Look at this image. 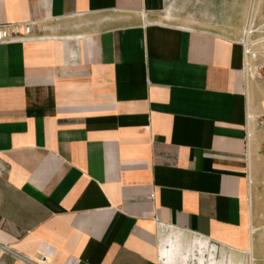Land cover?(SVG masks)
Wrapping results in <instances>:
<instances>
[{"label": "crops", "instance_id": "crops-1", "mask_svg": "<svg viewBox=\"0 0 264 264\" xmlns=\"http://www.w3.org/2000/svg\"><path fill=\"white\" fill-rule=\"evenodd\" d=\"M261 1L0 0V264H264Z\"/></svg>", "mask_w": 264, "mask_h": 264}, {"label": "rangeland", "instance_id": "rangeland-1", "mask_svg": "<svg viewBox=\"0 0 264 264\" xmlns=\"http://www.w3.org/2000/svg\"><path fill=\"white\" fill-rule=\"evenodd\" d=\"M262 6L258 12L252 15L253 24L250 25L249 36L250 51L248 69L251 71L254 78V91L259 100V103L264 105V0L261 1ZM252 30H254L252 32ZM254 122L258 130L264 132V111L256 114ZM257 159L259 191L264 201V143L259 149ZM264 231V224L262 226ZM264 243V240H263Z\"/></svg>", "mask_w": 264, "mask_h": 264}, {"label": "built area", "instance_id": "built-area-1", "mask_svg": "<svg viewBox=\"0 0 264 264\" xmlns=\"http://www.w3.org/2000/svg\"><path fill=\"white\" fill-rule=\"evenodd\" d=\"M4 26H0V42L4 41L5 40V36L4 33H2V29H3ZM264 111V110H263ZM22 258L28 262L29 264H40V263H37L35 262V260H33L32 258H25L22 256Z\"/></svg>", "mask_w": 264, "mask_h": 264}, {"label": "bare ground", "instance_id": "bare-ground-1", "mask_svg": "<svg viewBox=\"0 0 264 264\" xmlns=\"http://www.w3.org/2000/svg\"><path fill=\"white\" fill-rule=\"evenodd\" d=\"M248 30H249V29H248ZM253 31H254V30H252V32H253ZM248 33H249V32L246 31V35H247Z\"/></svg>", "mask_w": 264, "mask_h": 264}]
</instances>
